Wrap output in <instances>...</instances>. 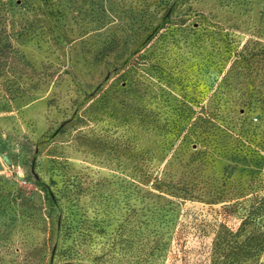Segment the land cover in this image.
<instances>
[{
  "label": "rangeland",
  "instance_id": "374dc122",
  "mask_svg": "<svg viewBox=\"0 0 264 264\" xmlns=\"http://www.w3.org/2000/svg\"><path fill=\"white\" fill-rule=\"evenodd\" d=\"M257 234L264 0H0V264H264Z\"/></svg>",
  "mask_w": 264,
  "mask_h": 264
},
{
  "label": "trees",
  "instance_id": "16d2710c",
  "mask_svg": "<svg viewBox=\"0 0 264 264\" xmlns=\"http://www.w3.org/2000/svg\"><path fill=\"white\" fill-rule=\"evenodd\" d=\"M252 239L256 241L255 244L248 249L245 246L241 249V251L239 250L241 256L246 255L248 253H251L252 256H259L262 252H264V245H261V243L264 242V235L257 234L252 237Z\"/></svg>",
  "mask_w": 264,
  "mask_h": 264
}]
</instances>
